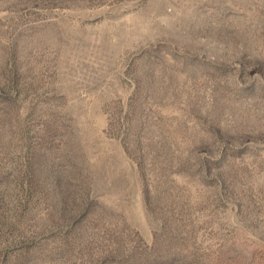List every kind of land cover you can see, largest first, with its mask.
<instances>
[{
    "label": "rangeland",
    "instance_id": "obj_1",
    "mask_svg": "<svg viewBox=\"0 0 264 264\" xmlns=\"http://www.w3.org/2000/svg\"><path fill=\"white\" fill-rule=\"evenodd\" d=\"M0 264H264V0H0Z\"/></svg>",
    "mask_w": 264,
    "mask_h": 264
}]
</instances>
